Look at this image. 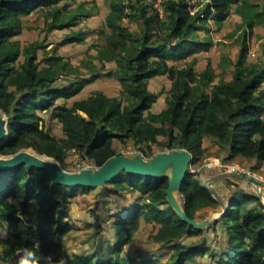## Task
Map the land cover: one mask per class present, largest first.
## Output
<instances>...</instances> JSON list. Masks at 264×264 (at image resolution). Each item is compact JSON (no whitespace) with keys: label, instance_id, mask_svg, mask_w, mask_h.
I'll list each match as a JSON object with an SVG mask.
<instances>
[{"label":"trees","instance_id":"1","mask_svg":"<svg viewBox=\"0 0 264 264\" xmlns=\"http://www.w3.org/2000/svg\"><path fill=\"white\" fill-rule=\"evenodd\" d=\"M57 1L0 0V108L9 131L1 154L32 148L55 158L65 168L73 150L101 166L118 154L115 143L131 139L141 144L148 156L153 155L152 144L162 149L185 148L195 164L204 154L203 138L210 136L228 150L227 159L240 155L264 161V66L246 62L247 34L264 21L259 18V3L206 0L202 9L191 12L187 0H159L160 15L158 7L150 9L149 3L109 0L105 24L110 33L97 49L96 58L115 61L116 68L104 74L120 82L124 101L121 96L95 90L67 105L57 100L76 94L99 72L91 68L83 72L58 55L56 46L41 64L37 59L38 49L44 47L41 42L21 45L14 38L22 29V15ZM234 3L245 24L241 47L230 79L214 82L215 72L209 63L199 72L194 68V54L212 44L198 40L196 35L208 19L222 22ZM50 14V27L71 26L78 18L76 14L62 16L59 7H52ZM124 18L141 19L143 38L139 43L122 25ZM66 40L82 42L83 37L69 36ZM19 56L23 61L16 63ZM188 56L190 60L183 65L170 63ZM63 74H73L70 83L54 85ZM156 75H166L170 80L165 106L157 112L151 106L158 94L148 88ZM43 110L61 124L62 135L56 136L46 127L37 114ZM201 170L189 172L178 191L190 218H196L202 208L218 205L203 186ZM108 184L118 193L138 192L142 200L114 213L115 242L108 240L109 251L114 254L108 258L75 255L63 262V239L73 227L68 220L69 202L77 190L87 193L94 187L52 183L46 169L27 170L23 163L0 168V224H7L11 235L4 240L0 234V264H157L153 258L127 260L117 256L122 244L131 240L140 217L157 226L150 235L153 240L171 247L169 264H186L197 256L210 257L215 264H264V205L253 192L235 189L223 215L209 225L215 232V225L221 222L225 229V240L214 250L206 242L200 244L207 228H195L170 205L168 176L121 171L104 185ZM184 235L200 239L184 244L180 241Z\"/></svg>","mask_w":264,"mask_h":264},{"label":"rangeland","instance_id":"2","mask_svg":"<svg viewBox=\"0 0 264 264\" xmlns=\"http://www.w3.org/2000/svg\"><path fill=\"white\" fill-rule=\"evenodd\" d=\"M133 1L149 3L151 5L150 9L157 6L161 10L158 3L159 0ZM187 1L191 11H196L199 8L202 9L203 4L206 3V0ZM109 2V0H58L49 7L37 8L21 16L22 29L14 38L18 39L21 45L35 40L41 42L44 47L39 48L37 54V59L41 64L46 53L53 46H56L55 52L58 55H61L63 59L69 61L72 65L79 66L83 72L89 68L93 69V72H99V76L90 83L85 84L79 92L66 99H58L57 103L69 105L74 99L86 97L95 90H101L109 96H121L124 101L125 93H121L120 82L112 75L108 76L104 74L106 71H112L116 68L115 61H100L96 58L97 49L99 46L105 44L106 38L110 33L109 28L105 24V16L110 9ZM250 2L259 3V18L264 20V0H250ZM235 5V3L232 4L229 15L222 22L217 23L210 18L205 27L201 28L196 35L198 40L211 41L212 44L207 50H199L194 54L196 56L194 68L199 72L209 63L215 72L214 82L220 79L224 80L226 77L230 79L234 71V61L237 60L241 47L240 35H242L241 30L245 27V24L241 15L235 12ZM52 7H59L62 16L76 14L78 18L75 24L67 27H50V22L52 21L50 9ZM160 15H162V12ZM121 23L133 32L136 43H139L140 39L143 38V23L141 19L134 18L129 20L128 18H124ZM154 34V32L151 33L152 36ZM79 35L83 37L82 42L65 41L69 36ZM247 36L249 51L246 56V62L264 66V21L253 26ZM190 58L191 56H188L183 60L171 63L181 65L189 61ZM21 61H23V56H19L16 63ZM220 65L224 66L223 69H221ZM87 76H90V74H87ZM72 77L73 74H63L54 85H68L70 83L69 79ZM169 87L170 80L166 75H156L149 80L148 88L162 96L152 104V111L165 106L164 98ZM262 87L264 88V82ZM37 114L43 119L46 127L49 128L52 134L56 136L62 135L61 124L51 117L48 110L38 111ZM202 145L205 148L204 154L199 161L188 167V170L192 173L197 172L196 169L200 165H203L205 161L212 160L213 158L220 157L221 160L242 164L240 155L227 159L228 155H226V152L229 154L228 150L225 152V148L217 144L213 137L205 136ZM151 146L153 155L163 150H170L162 149L158 144H152ZM115 147L118 154H142L145 159H150L153 156H148L145 151L141 150V144L134 143L131 139H128L125 143L117 142L115 143ZM128 151L130 152L128 153ZM69 154L65 167L66 170L78 171L87 166L94 168V164L90 160L82 158L79 153L71 150ZM253 159L257 160L256 158ZM234 180L239 184L242 183L240 179ZM110 187V184L97 186L88 190L87 193L77 190L75 196L71 198L68 220L72 223L73 227L63 239V262L67 259H74L75 255L108 258L114 254L108 248V240L113 243L115 242L114 213L125 206L141 203L142 200L138 192L130 193L123 191L118 193L110 190ZM230 189L231 191L235 190L233 187H230ZM253 193L257 195L256 190ZM210 210L203 209L201 212H198L196 217L200 220L204 216L209 217L211 215ZM156 228L155 224L147 222L143 217H140L131 240L122 244L117 254L119 259L128 260L129 257H137L138 259L153 258L157 264H169L172 253L171 247L156 242L150 237ZM217 228H219V224L216 226L215 234L212 236H209L212 229L207 228L203 233L204 240H201L200 244L202 245L206 242L211 248L218 250L222 241L220 240ZM0 234L4 240L11 237L10 228L4 222L0 224ZM120 236L121 234L118 238ZM197 239H200V236L184 235L180 241L181 243L189 244L196 242ZM2 247L3 242L0 243V251ZM186 264H215V262L210 257L197 256Z\"/></svg>","mask_w":264,"mask_h":264},{"label":"water","instance_id":"3","mask_svg":"<svg viewBox=\"0 0 264 264\" xmlns=\"http://www.w3.org/2000/svg\"><path fill=\"white\" fill-rule=\"evenodd\" d=\"M8 134V122L5 113L0 108V147ZM192 159V154L185 148L163 150L153 155L150 159H145L140 154L127 155L121 153L109 158L101 166H95L94 168L90 166L78 171H69L53 157L40 153L36 156L28 148H22L13 154L3 155L0 153V168H13L23 163L27 170L31 168L46 169L52 183L93 187L102 186L113 180L121 171L145 176H168L167 199L170 205L184 221L195 228H202L219 219L227 207L226 203L218 195L217 190L213 187L212 181L224 178L251 179L237 172L219 171L211 180L204 181L203 186L211 192L221 210L217 215L213 217L209 216L202 220L197 217L190 218L185 213L177 192L187 174L191 172L188 170V167L192 164ZM254 184L257 186L256 183ZM256 191L259 200L264 205L263 190L258 186Z\"/></svg>","mask_w":264,"mask_h":264},{"label":"crops","instance_id":"4","mask_svg":"<svg viewBox=\"0 0 264 264\" xmlns=\"http://www.w3.org/2000/svg\"><path fill=\"white\" fill-rule=\"evenodd\" d=\"M181 65H183V64H181ZM224 80L226 81V80H229V79L226 77ZM88 83H90V82H88ZM88 83H86V84H88ZM161 97L162 96H160L158 94L157 99L158 98L160 99ZM163 98H164V96H163ZM160 109H158L156 111L154 110V111L157 112ZM225 152H226V149H225ZM226 155H228L227 152H226ZM241 161H242V164H239L238 162H233V163H237L238 165L243 166V167H250L254 171H256L258 173H261V174H264V161H258V160H255L253 158H247V157H242V156H241ZM199 167H200V170L202 169L201 170V174H200V178L202 179L203 182L206 181V180H209V179L211 180L215 175H217L219 173V170L216 167H207L206 165L205 166L204 165H200ZM199 171L197 170V172H199ZM234 179H240V178H224V179H219V180H213L212 181L213 182L212 183L213 187L217 190L218 195L226 203V205H227L228 201H230V199L232 197V194H233V191H231L230 187H233V189H237L238 188V189H241V190H244V191H248V192H251L252 190L254 192V190H256V185L251 180L240 179L242 181V183L239 184ZM209 208L210 207L202 208V209L198 210L196 212V216H197L198 212L199 211L201 212L203 209H207V210L211 209L210 210V214H211L210 216H212V217L217 215V213L221 210L219 205H217L215 208H210V209ZM205 218H207V216L202 217V219H205ZM218 224H219V228H217V231H218V233L220 235V240L223 242L225 240V229H224L223 224L221 222H218L215 225V231H216V226ZM210 225H212V224H210ZM208 227H209V225L205 226L204 228H208ZM209 234H210L209 236H212L213 234H215L214 230L212 229V231ZM217 238L219 239V237H217Z\"/></svg>","mask_w":264,"mask_h":264},{"label":"built area","instance_id":"5","mask_svg":"<svg viewBox=\"0 0 264 264\" xmlns=\"http://www.w3.org/2000/svg\"><path fill=\"white\" fill-rule=\"evenodd\" d=\"M159 12L161 13L162 11L159 10ZM129 152L130 151H128V153ZM141 156L143 155L141 154ZM215 159H217V162H213V160H207L203 165L204 166L206 165L207 167H216L219 171H229V172H237L243 174L249 179H251L254 183H256L257 184L256 188L259 186L264 193V174L258 173L253 169H251L250 167L240 166L237 163L221 160L220 158H215ZM196 170L199 171L200 167H198ZM179 197H180V201H182V195H179Z\"/></svg>","mask_w":264,"mask_h":264},{"label":"bare ground","instance_id":"6","mask_svg":"<svg viewBox=\"0 0 264 264\" xmlns=\"http://www.w3.org/2000/svg\"><path fill=\"white\" fill-rule=\"evenodd\" d=\"M29 151L32 152V153H34L36 156L38 154V153L36 154V152L34 150H32V149H29ZM39 157H42V156H39ZM212 160H213V162H217V159H215V158H213ZM88 167H90V166H87L86 168H88Z\"/></svg>","mask_w":264,"mask_h":264}]
</instances>
